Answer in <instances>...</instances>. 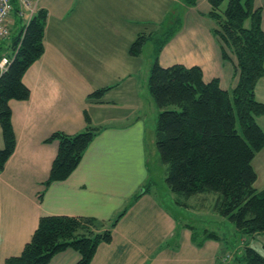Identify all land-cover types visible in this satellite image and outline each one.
<instances>
[{
  "label": "crops",
  "instance_id": "crops-1",
  "mask_svg": "<svg viewBox=\"0 0 264 264\" xmlns=\"http://www.w3.org/2000/svg\"><path fill=\"white\" fill-rule=\"evenodd\" d=\"M32 1L34 15L47 12L45 51L23 78L30 98L9 103L17 144L0 172V264L22 254L42 217L93 218L106 228L124 210L112 241L99 246L92 264H234L240 249L230 248L216 231L181 221L167 204L174 206L176 197L166 187V167L156 146L160 110L149 91L153 64L148 63L141 86L143 52L138 57L129 53L140 33L154 34L151 41L156 44L169 37L159 56L161 66L200 67L205 82L218 79L223 90L232 92L238 83L237 60L230 51L223 57L209 0L194 5L190 0ZM255 6L264 7V0H255ZM26 17L12 14L6 46L23 30ZM110 86L114 88L103 102L89 100L92 92ZM255 94L264 103V78ZM106 108L120 111L104 119L99 115ZM85 113L99 129L97 136L69 178L47 185L59 148L47 140L56 132H83ZM118 113L125 116L116 117ZM257 122L264 130V116ZM253 166L260 190L256 185L260 176L264 179V150ZM201 199L190 200V209ZM201 206L212 211L211 203ZM192 227L218 238L197 246ZM231 253L232 260L224 263L223 257ZM79 259L78 252L68 249L49 264H75Z\"/></svg>",
  "mask_w": 264,
  "mask_h": 264
},
{
  "label": "trees",
  "instance_id": "trees-1",
  "mask_svg": "<svg viewBox=\"0 0 264 264\" xmlns=\"http://www.w3.org/2000/svg\"><path fill=\"white\" fill-rule=\"evenodd\" d=\"M195 1L188 2L194 5ZM209 2L223 57L227 58L230 51L237 60L238 83L228 92L218 79L205 82L200 67L161 66L159 56L169 37L158 42L149 77V91L160 110L156 146L166 167V184L178 206L190 209V200L200 197L202 204L211 203L212 211L235 224L237 232L254 237L264 233V189L255 188L257 173L253 166L256 155L264 150V130L257 122L264 116V103L255 94L258 81L264 78V7L257 8L255 0ZM13 4V13L20 14L17 1L13 0ZM46 24L47 12L40 10L10 46L4 42L0 45V60L12 58L16 50L0 76V126L4 138L0 172L17 144L9 103L30 98L23 78L45 51ZM154 36L140 33L130 47V55L140 56ZM113 88L95 90L89 99L103 102ZM85 115L87 127L83 132H56L47 140L59 145L47 185L69 178L97 136L99 129L92 125L88 113ZM125 213L126 210L106 228L93 218L42 217L22 254L7 259L5 264H49L55 255L68 249L80 254L75 264H92L99 246L112 241V230ZM192 229L197 246L218 238L214 232ZM235 260L264 264V256L247 244L235 254Z\"/></svg>",
  "mask_w": 264,
  "mask_h": 264
},
{
  "label": "rangeland",
  "instance_id": "rangeland-1",
  "mask_svg": "<svg viewBox=\"0 0 264 264\" xmlns=\"http://www.w3.org/2000/svg\"><path fill=\"white\" fill-rule=\"evenodd\" d=\"M225 6L226 5H224V7ZM157 46L158 45L156 44V42L149 41L143 49V56H142V61H143L142 63L143 64H141V66H140L142 77L140 79L141 81L139 82L141 86L145 85L143 82L144 72L147 70L149 62L151 64H153L152 63L153 62V54H154V51L156 50ZM88 102H90V101H88ZM86 105L89 106L88 103ZM89 108H91V107H89ZM122 108H124V107H122ZM102 110H104L106 113L103 112L99 116H101V117L103 116V118H104L106 115L107 116L112 115L115 112L120 111V108L117 110H116V108H106V109H102ZM115 116L122 118L125 116V113H122V114L118 113ZM131 117H132V115H130V118ZM147 117H148L149 124H151L152 116L149 115V112H148ZM105 122L107 123L106 120H105ZM114 122L115 121L108 122V123L112 124ZM256 186L260 190L262 188H264V179L262 176H260V180ZM166 187L168 188L167 184H166ZM162 188H163V186H162ZM159 192L164 194L165 191L163 189H161V187H160ZM172 195H174V194L172 193ZM175 201L176 200H174V202ZM192 203L196 204V202L194 200ZM167 204L170 208L173 209L174 213H176L177 217L181 221H184L186 223H190L199 229L207 228L208 230L218 232L224 238V241H226L228 243L230 248L234 247V248H237V249H240L241 251H243L245 244H247L253 248H256V250H258L260 253H264V235H258L255 237H251V236L240 234L239 232H237V228H236L235 224H233L227 218L222 217L220 214H217L214 211H211L209 208H204V207L202 208L201 204H197L198 207L193 208L192 210L191 209L185 210L186 208L176 207V206H178V205H176V202H175L176 206L175 205L173 206L172 203H169V202ZM233 263L236 264L237 261L235 260V262H233Z\"/></svg>",
  "mask_w": 264,
  "mask_h": 264
},
{
  "label": "built area",
  "instance_id": "built-area-1",
  "mask_svg": "<svg viewBox=\"0 0 264 264\" xmlns=\"http://www.w3.org/2000/svg\"><path fill=\"white\" fill-rule=\"evenodd\" d=\"M19 4L21 15L27 16L26 17V24H28L29 20L34 16L36 12V6L34 5L32 0H16ZM14 10V4L13 0H0V45L8 40L11 37V29L9 26V22L11 19V16L13 14ZM16 55V50L13 53V57ZM12 57V58H13ZM12 58L9 57H3L0 60V75L4 73L9 64L12 61ZM232 259V254L226 255L223 258V262H229Z\"/></svg>",
  "mask_w": 264,
  "mask_h": 264
}]
</instances>
